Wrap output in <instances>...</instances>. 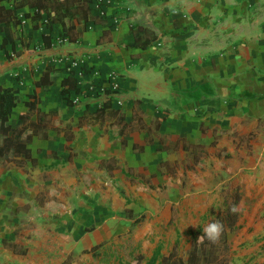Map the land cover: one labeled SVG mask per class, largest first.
Instances as JSON below:
<instances>
[{
	"label": "crops",
	"instance_id": "obj_1",
	"mask_svg": "<svg viewBox=\"0 0 264 264\" xmlns=\"http://www.w3.org/2000/svg\"><path fill=\"white\" fill-rule=\"evenodd\" d=\"M91 8L76 43L59 42L60 25L29 19L17 28V52L0 49V86L20 98L9 124L32 134L27 154L0 155V264L100 263L120 235L139 224L152 232L184 187L201 206L209 178L229 184L232 172L234 200L220 211L254 197L264 215V0H93ZM71 59L82 61L81 75ZM48 68L61 73L46 86ZM110 71L121 75L122 107L102 93L86 97ZM71 74L79 105L63 93ZM252 220L234 226L243 225L239 242L264 244V218Z\"/></svg>",
	"mask_w": 264,
	"mask_h": 264
},
{
	"label": "trees",
	"instance_id": "obj_2",
	"mask_svg": "<svg viewBox=\"0 0 264 264\" xmlns=\"http://www.w3.org/2000/svg\"><path fill=\"white\" fill-rule=\"evenodd\" d=\"M5 1L7 0H0V32L5 33L0 45L1 50H5L7 46L11 45L13 51L17 52L16 45L21 40L17 28L29 19L32 22L43 21L42 26H46L48 29L60 25L62 33L59 40L72 43L80 40L79 26L83 25L86 28L94 19L91 8L93 0H18L12 8H7L3 4ZM24 7H29L34 12H28L24 18H21L17 11ZM44 18H46V21H44ZM43 39L46 46L50 47V36L44 35ZM146 46H148V43L143 44V47ZM60 73V69L48 68L40 83L47 86L51 82L50 77H59ZM67 84L70 85L68 89L65 88ZM63 85V93L66 97L70 96L71 91L79 92L78 80L73 74L64 79ZM19 102L20 98L14 90L0 86V155H5L13 149L16 153L25 152L27 154L26 144L31 140L32 134H27V126L13 129L9 124L12 109ZM107 107H110V105L106 102L101 109ZM21 120L25 123L27 116L23 115ZM237 198L234 205L228 207L224 213L220 211L213 220L224 225V231L218 242L211 243L203 236L202 229H198L190 232L193 247L187 258L181 257L177 250H174L167 257L162 253V246H158L150 258L141 255L135 258V261L131 264H239V259L235 257L234 252H231L228 240L229 229H234L239 220V212L231 210L233 207L236 208L239 201ZM198 237L201 238L198 240ZM243 264L250 263L244 262Z\"/></svg>",
	"mask_w": 264,
	"mask_h": 264
},
{
	"label": "rangeland",
	"instance_id": "obj_3",
	"mask_svg": "<svg viewBox=\"0 0 264 264\" xmlns=\"http://www.w3.org/2000/svg\"><path fill=\"white\" fill-rule=\"evenodd\" d=\"M212 167L214 168V172H217L216 166ZM201 168L203 170L206 169L204 167ZM231 175L233 180L230 181L229 184H227V182L222 183V179H219L220 176H215L214 179L209 178V193L207 194L206 190H199L201 192L200 195H203L200 201L205 202V204L201 206L198 205L195 207L190 203L189 196L184 197L185 193H189L190 195L195 191L193 189L188 190L184 187L183 193L179 198V205L176 207L173 206L171 212L168 210L162 212L160 216L161 219L156 222V227H154L152 232H145L144 229L140 230L139 228L142 227V224H139L128 234L120 235L116 240V244H111L112 253H110L111 257L109 259H106L104 255L105 258L103 261L95 264H114L115 254L121 257V263L131 264L135 261V258L141 255L150 258L158 246H162V253L167 257L170 256L174 250H177V253L181 257L187 258L189 251L193 247L190 232L203 229L205 225L213 221L220 209L224 208L225 200L228 198H230L231 201L234 200V195H231V193L239 181V175L233 172ZM185 184L184 182V185ZM228 186H231V188L228 189ZM212 194L215 195L214 203H212L210 198ZM207 195L209 198L206 197ZM237 199L240 200L242 198ZM257 200L258 198L248 197L244 204L238 205L239 203H237L236 207L241 209V212L238 213V219L240 218L239 221L241 220L240 222L244 226L248 222H252L253 218H264V215L261 216L260 212L257 214L254 212ZM241 227L229 229L231 252L235 253V257L239 259V264H243L244 262H249L250 264H263L261 263V258L264 256V244H260L261 240L256 237L240 243L238 237L242 229ZM251 231H253V228ZM79 264L94 263H90L87 260Z\"/></svg>",
	"mask_w": 264,
	"mask_h": 264
},
{
	"label": "built area",
	"instance_id": "obj_4",
	"mask_svg": "<svg viewBox=\"0 0 264 264\" xmlns=\"http://www.w3.org/2000/svg\"><path fill=\"white\" fill-rule=\"evenodd\" d=\"M60 43H64L66 41L59 40ZM82 61L71 59L68 65V69L70 71H74L76 69L79 70L80 75L82 74ZM96 76L100 74V72L95 71ZM106 83L102 85H96L91 84V86L88 88V92L86 94V97L89 96V94H96V93H102L106 98L112 99L117 106L122 107L125 102V97L122 90V84H121V75L114 71H110L106 74ZM73 105H79L82 102L81 96L77 93L74 96L68 97Z\"/></svg>",
	"mask_w": 264,
	"mask_h": 264
},
{
	"label": "clouds",
	"instance_id": "obj_5",
	"mask_svg": "<svg viewBox=\"0 0 264 264\" xmlns=\"http://www.w3.org/2000/svg\"><path fill=\"white\" fill-rule=\"evenodd\" d=\"M233 212H236L237 209L233 207L231 209ZM224 231V225L219 221H211L202 229L203 236L206 237L211 243L218 242L221 234ZM201 237H198V240Z\"/></svg>",
	"mask_w": 264,
	"mask_h": 264
}]
</instances>
